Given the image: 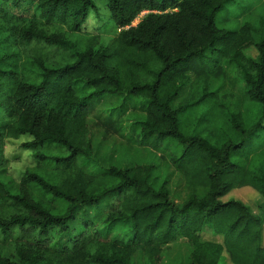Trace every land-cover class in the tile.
<instances>
[{"label":"trees","instance_id":"obj_1","mask_svg":"<svg viewBox=\"0 0 264 264\" xmlns=\"http://www.w3.org/2000/svg\"><path fill=\"white\" fill-rule=\"evenodd\" d=\"M98 1L89 32L95 0H0V264H163L180 245L172 264H264L261 21L225 26L235 0ZM100 99L111 129L170 173L100 165ZM22 136L31 160L14 177L5 144ZM244 186L256 210L222 199Z\"/></svg>","mask_w":264,"mask_h":264},{"label":"rangeland","instance_id":"obj_2","mask_svg":"<svg viewBox=\"0 0 264 264\" xmlns=\"http://www.w3.org/2000/svg\"><path fill=\"white\" fill-rule=\"evenodd\" d=\"M97 2L99 17L96 14H90L89 18L86 21V24L83 26L85 31L94 32L95 29L100 24L99 19H105L106 10L103 8L102 4ZM235 5H233L231 10H226L222 14L223 24L230 28H236L235 24L242 23L244 21H253L255 19L261 21L263 29H264V0H235ZM146 13L143 11L139 17L133 22L136 24L138 20ZM219 19L221 17L219 15ZM233 26V27H232ZM108 41L107 37H103V42L106 43ZM108 103V99H100L94 102V105L91 107V112L89 116V123L92 127V138L94 145L100 143L99 146V157L100 165L105 166L109 161H136V162H153L158 164L159 172L156 175L158 178H162L166 176V174L170 173L172 167L166 166L165 158H163L161 152H156L151 150L150 148H139L138 146L130 143L128 140L122 138L118 132L111 129V126L101 118L100 114L103 111L104 107ZM115 112V111H114ZM113 112L112 119H116V114ZM131 112H127L130 115ZM107 112L102 114L103 118H108ZM28 138L26 136H22L19 139H7L5 144V155L11 160L9 165V172L14 177H19V172L30 163V154L26 151L21 150V143L26 141ZM12 155H18L19 159L15 160ZM110 160L108 159V156ZM99 169V168H98ZM1 177L10 185V188L13 190L16 188V181L7 173H2ZM171 188L176 191L177 200L180 201L178 195L184 196V188L182 184L178 183V177L174 174L172 176ZM259 193L249 186H244L241 188H235L231 190L228 194H226L222 199H240L246 204H248L253 210L257 209V204L259 202ZM60 210V209H59ZM58 210V211H59ZM263 243H264V228H263ZM186 252V246L180 245L176 246L173 249L169 250L167 254H165L163 259V264H172L174 262H178L180 257L184 255ZM182 254V255H181ZM181 255V256H180Z\"/></svg>","mask_w":264,"mask_h":264}]
</instances>
